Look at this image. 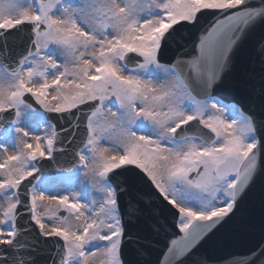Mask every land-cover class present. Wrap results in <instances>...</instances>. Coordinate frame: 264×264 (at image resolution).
<instances>
[{
	"label": "snow or ice",
	"instance_id": "snow-or-ice-1",
	"mask_svg": "<svg viewBox=\"0 0 264 264\" xmlns=\"http://www.w3.org/2000/svg\"><path fill=\"white\" fill-rule=\"evenodd\" d=\"M257 28L264 0H0V264L49 238L51 264H137L129 225L165 209L168 264L211 243L264 181V68L258 111L217 93Z\"/></svg>",
	"mask_w": 264,
	"mask_h": 264
},
{
	"label": "water",
	"instance_id": "water-1",
	"mask_svg": "<svg viewBox=\"0 0 264 264\" xmlns=\"http://www.w3.org/2000/svg\"><path fill=\"white\" fill-rule=\"evenodd\" d=\"M201 30L193 29L190 33L186 32L178 51L173 46V54L190 56ZM262 68H264V30L257 28L248 34L234 53L231 73L226 79L225 86L218 89L217 93L226 97L228 101H242L245 108L258 111ZM253 85L255 92L252 91ZM204 133L206 134L207 130H204ZM70 163V155L57 154L54 161L44 162V168L48 175L52 176L60 173L61 167L66 168ZM262 200H264V181H258L240 205L234 220L221 228L211 243L199 247L183 264H201L205 258L210 259L212 264H226L233 258L247 257L250 250L260 243L264 234ZM160 225L162 226L159 230H153L147 213L139 221L130 224L129 230L133 232L135 239L125 247V256L135 259L137 264H168L167 248L170 239L177 238L180 234L172 227L173 218L167 209L163 212ZM56 240L57 238L41 239L38 264H51L50 256L55 255Z\"/></svg>",
	"mask_w": 264,
	"mask_h": 264
},
{
	"label": "rangeland",
	"instance_id": "rangeland-1",
	"mask_svg": "<svg viewBox=\"0 0 264 264\" xmlns=\"http://www.w3.org/2000/svg\"><path fill=\"white\" fill-rule=\"evenodd\" d=\"M58 176V175H57ZM43 207H41V211L43 212V211H45V209H42ZM62 212H63V210H61ZM64 213V212H63ZM60 214H61V212H60ZM65 214V213H64Z\"/></svg>",
	"mask_w": 264,
	"mask_h": 264
},
{
	"label": "bare ground",
	"instance_id": "bare-ground-1",
	"mask_svg": "<svg viewBox=\"0 0 264 264\" xmlns=\"http://www.w3.org/2000/svg\"><path fill=\"white\" fill-rule=\"evenodd\" d=\"M53 208H54V206H53ZM42 209H45V210H46V208H45V207H43Z\"/></svg>",
	"mask_w": 264,
	"mask_h": 264
}]
</instances>
